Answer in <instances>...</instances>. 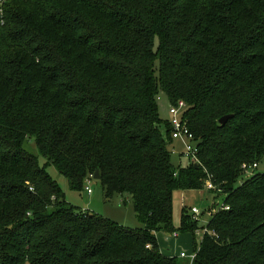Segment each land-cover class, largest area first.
I'll list each match as a JSON object with an SVG mask.
<instances>
[{
  "label": "trees",
  "instance_id": "16d2710c",
  "mask_svg": "<svg viewBox=\"0 0 264 264\" xmlns=\"http://www.w3.org/2000/svg\"><path fill=\"white\" fill-rule=\"evenodd\" d=\"M186 103L198 161L176 166L158 95ZM233 114L226 124L219 119ZM98 170L131 229L66 201ZM264 0H7L0 24V264H186L160 248L175 190L210 180L193 264H264ZM258 164L247 175L243 164ZM198 164L196 167L195 165ZM224 206H229L225 209ZM182 208L181 229L195 233Z\"/></svg>",
  "mask_w": 264,
  "mask_h": 264
},
{
  "label": "rangeland",
  "instance_id": "374dc122",
  "mask_svg": "<svg viewBox=\"0 0 264 264\" xmlns=\"http://www.w3.org/2000/svg\"><path fill=\"white\" fill-rule=\"evenodd\" d=\"M160 116L163 120H168L171 115L169 112L170 102L166 94L161 92L158 95ZM178 150L182 149V143L175 141L173 145ZM29 152L39 157V163L55 179L62 190L65 192L66 201L75 206L77 210H88L99 216L108 218L120 225L131 229L143 227L141 218L137 215L134 201L127 193H114L108 195L99 179L92 178L88 180L82 191L72 190L67 177L58 171L53 164H48L46 159L40 154L34 138H28L24 146ZM173 163H187V159L179 157L178 153L172 154ZM259 170H264V163L259 162ZM206 186V184H205ZM89 187L92 192L87 191ZM224 195L210 191L207 187L199 190H175L173 195V226L179 236H174V231L160 230L157 232V238L160 248L166 254H176L180 251L193 253L196 247H199L203 237L202 229L192 233L181 229L182 208H188L189 221H198L202 228L210 219V209L216 204L219 207L223 203ZM197 208L200 215L193 216V209Z\"/></svg>",
  "mask_w": 264,
  "mask_h": 264
},
{
  "label": "built area",
  "instance_id": "2783aa9c",
  "mask_svg": "<svg viewBox=\"0 0 264 264\" xmlns=\"http://www.w3.org/2000/svg\"><path fill=\"white\" fill-rule=\"evenodd\" d=\"M7 0H0V24L5 23V5ZM186 103L183 100H179L176 104H171L169 108L170 112V126H171V137L172 140L180 141L182 143V149L178 150L175 146H172L171 153H178L179 157H183L187 159V162L195 163L198 161V143L195 140L193 133L190 131L189 126L186 120L183 118V109L185 108ZM242 168L246 172L247 175H252L256 168H258V164H243ZM206 187L208 189H214V184L208 180L206 181ZM89 193L92 190L87 187L86 188ZM225 209H229V206H224ZM200 215V211L197 208L193 209V216L197 217ZM203 233H211L209 228L205 225L202 228ZM203 234V235H204ZM174 236L178 237L179 234L177 231L174 232ZM197 250L193 253H187L186 251H181L179 254L180 258H184L187 260L186 264H193L194 260L197 256Z\"/></svg>",
  "mask_w": 264,
  "mask_h": 264
},
{
  "label": "water",
  "instance_id": "95a60500",
  "mask_svg": "<svg viewBox=\"0 0 264 264\" xmlns=\"http://www.w3.org/2000/svg\"><path fill=\"white\" fill-rule=\"evenodd\" d=\"M231 117H233V114L224 115L223 117H221V118L219 119L220 124H221V125L226 124L227 121H228ZM195 166L197 167L198 164H196ZM100 177H101V175H100L99 171L97 170V171L95 172V174H94V178H96V179H100Z\"/></svg>",
  "mask_w": 264,
  "mask_h": 264
},
{
  "label": "crops",
  "instance_id": "0c3cea01",
  "mask_svg": "<svg viewBox=\"0 0 264 264\" xmlns=\"http://www.w3.org/2000/svg\"><path fill=\"white\" fill-rule=\"evenodd\" d=\"M181 252V251H180ZM180 252L179 253H175V252H173L172 254H174V255H179L180 254ZM181 260L183 261V262H186V259H184V258H181Z\"/></svg>",
  "mask_w": 264,
  "mask_h": 264
}]
</instances>
